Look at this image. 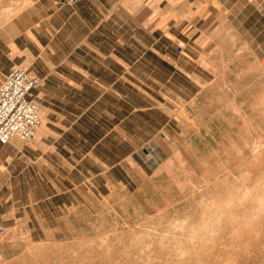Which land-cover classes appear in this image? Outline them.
Returning a JSON list of instances; mask_svg holds the SVG:
<instances>
[{"label":"crops","instance_id":"0c3cea01","mask_svg":"<svg viewBox=\"0 0 264 264\" xmlns=\"http://www.w3.org/2000/svg\"><path fill=\"white\" fill-rule=\"evenodd\" d=\"M256 1L0 0V84L28 69L43 120L30 140L0 142V203L16 211L158 170L232 36L262 41Z\"/></svg>","mask_w":264,"mask_h":264},{"label":"rangeland","instance_id":"374dc122","mask_svg":"<svg viewBox=\"0 0 264 264\" xmlns=\"http://www.w3.org/2000/svg\"><path fill=\"white\" fill-rule=\"evenodd\" d=\"M253 37L232 36L214 89L146 178L0 203V264H264V37Z\"/></svg>","mask_w":264,"mask_h":264},{"label":"built area","instance_id":"2783aa9c","mask_svg":"<svg viewBox=\"0 0 264 264\" xmlns=\"http://www.w3.org/2000/svg\"><path fill=\"white\" fill-rule=\"evenodd\" d=\"M39 79L22 66H14L0 84V142L28 141L41 127L40 104L32 97Z\"/></svg>","mask_w":264,"mask_h":264}]
</instances>
